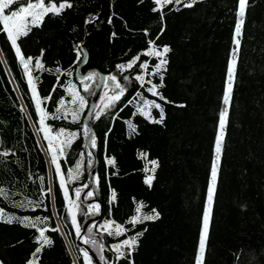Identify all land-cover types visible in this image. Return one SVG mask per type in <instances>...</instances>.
Listing matches in <instances>:
<instances>
[{"label": "trees", "instance_id": "obj_1", "mask_svg": "<svg viewBox=\"0 0 264 264\" xmlns=\"http://www.w3.org/2000/svg\"><path fill=\"white\" fill-rule=\"evenodd\" d=\"M71 2L73 7L58 15L46 13L38 26L17 41L25 60L32 57L27 68L51 131L59 133L63 128L66 133H76L57 159L66 186L61 187L49 148L47 158L41 129V136L36 131L35 126L41 128L40 118L26 69L0 32V153H12L0 155V190L6 193L0 195V216L17 218L12 223L0 220V264H28L29 260L35 264H87L84 251L88 250L82 244L97 255L101 264H195L219 117L225 107L227 71L236 47L237 0H197L193 7L163 3L156 12L152 11L158 7L154 0ZM44 3L48 5V0ZM12 8L16 10L17 6ZM99 13V19L86 27L85 21ZM238 39L240 48L235 57L202 264H264V0H248ZM77 45L88 56L80 72L95 73L87 87L80 84L77 74L81 63H74ZM164 45L170 51L164 57L167 70L160 73L164 79L158 91L168 102L148 92L149 84L141 87L134 79L142 74L140 62H149L148 71L158 62L142 53L150 48L161 50ZM138 54L136 67L123 72L117 69L118 64H128ZM37 59L42 67L37 66ZM101 73L115 75L126 92L113 107L103 110L113 95L112 90L103 91L87 118L90 132H85L86 113ZM125 75L128 81L122 79ZM147 79L160 84L159 76L145 74ZM49 93L51 98L45 99ZM73 95L84 97L83 109L78 100L72 102ZM130 99L132 103L128 104ZM145 101L161 104L162 122H154L159 120L160 110L145 107ZM73 112L77 113L75 122ZM97 112H101L99 119L95 118ZM129 121L135 125V132L128 127ZM92 132L95 148L89 146ZM141 154H147L146 158ZM109 158H114L113 165L107 163ZM95 160L97 168L90 190L94 195L87 198L93 202L87 204L82 194L88 187L83 186L88 185ZM153 160L157 165L151 164ZM70 171L78 178L70 179ZM147 176L152 177L151 184L145 182ZM49 187L51 194L47 192ZM77 188L82 189L75 201L81 233L94 216L91 213L95 210L89 205H101L103 214L100 221L87 227L81 242L68 203V197L69 201L76 198ZM153 209L159 212V218L131 223L133 217L155 215ZM24 217L49 219L33 228L20 223ZM106 221L122 226L125 233L108 235L116 229H101L100 224ZM55 227H59L58 232H45L53 243L33 257L39 246V230ZM132 236H137V243L131 256L123 247L126 258L117 260L112 246Z\"/></svg>", "mask_w": 264, "mask_h": 264}, {"label": "snow or ice", "instance_id": "obj_2", "mask_svg": "<svg viewBox=\"0 0 264 264\" xmlns=\"http://www.w3.org/2000/svg\"><path fill=\"white\" fill-rule=\"evenodd\" d=\"M197 2V0H191V3H185L184 0H164L165 4H183L184 7H193L194 4ZM161 3V0H154V4L159 6ZM58 4V6H57ZM16 5L17 9L13 10L12 6ZM248 5V0H237V10H236V16H237V24L234 29V44L236 47L232 50V55L234 59H232L229 63L228 71H227V79H226V90L224 93L223 97V103L225 105L224 109L220 112V117H219V123H218V128H219V134L217 135L216 142H215V154H216V160L213 162L210 170V183L207 191V207L204 210L203 217H202V231L200 235V240H199V245H198V251H199V256L195 261V264H202L203 262V257L207 245V239H208V231H209V225H210V220H211V212H212V204L214 200V194H215V184L217 180V174H218V161L220 160L221 154H222V142L224 139V129L227 123V116H228V107L230 106V101H231V91L233 87V81H234V75H235V64H236V59L235 57L238 56L239 53V48H240V40L237 39L236 37H239L242 34V28L244 25V17H245V11L246 7ZM73 7V3L71 0H48V6H45L44 0H40V2L35 3L33 0H0V23H2L3 27L0 28V32L4 33L6 36V39L10 41L11 46L15 49V53L17 57L20 60V63L24 65L25 69H27L28 64L32 61V57H28L27 60H25L22 52H21V47L17 43L18 39L23 36H27L28 33L31 31L32 27L38 26L39 23L43 21V17L46 13L53 12L55 14H60V12L66 8H71ZM7 10V12H6ZM160 10L159 7H154L152 11L156 12ZM96 19V17H93L92 19H87L85 23L91 24L93 21ZM161 20H163V14L161 15ZM108 23H112V17L110 16L108 18ZM163 28H161V33L163 32ZM147 34V33H146ZM116 33H112V36L114 37ZM150 44L154 43V41H149ZM77 51V60L74 63H86L87 61V53L83 52V49L80 45L76 46ZM170 51L169 47L167 45L162 46L161 50H153L149 49L144 51L142 54L146 55L148 57H153L157 58L158 62L152 66L151 71H148L149 69V62L148 61H143L138 64L139 69L141 70L142 74H137L135 75L134 79L138 82H140L141 87L144 86L145 83L149 84L150 87L147 88V91L150 92L153 96H156L159 98V100L168 102L166 98L158 91L160 87H163V79L164 77L160 75L162 71H166V65H167V60L164 58L166 54ZM140 57L139 54L132 60L130 61L126 66L124 64H118L116 67L119 69L121 72L126 71V70H131L134 67L137 66V62L139 61ZM36 64L38 67H42L40 64V60H36ZM59 71V69H58ZM145 74L149 77L152 76H159L160 79V84H154L152 83L151 79L145 80ZM95 75V73H87L83 77H81L82 80H89L92 79V77ZM104 79V86L109 87L112 89L113 95L109 97V103L104 105V109L106 110L110 107H113L117 102L121 100V98L124 96L126 92V88L117 80V77L115 75H108L103 78ZM124 81H128L130 78L129 76L125 75L122 77ZM114 85V87H113ZM33 92H35V88L33 87ZM53 92L56 91V86H53ZM139 95V93H138ZM51 98V93H49L48 97H45V99H50ZM135 99V97H133ZM79 101V108L83 109L86 106V102L84 101V97L79 96L77 97L76 95H73L72 102L75 103L76 101ZM128 104L132 103V100H128ZM145 107H154L156 109L160 110V118L159 120H156L154 122L160 123L164 119V111L163 108L161 107L160 103H157L156 101H145L144 102ZM183 106V105H181ZM102 110V111H103ZM57 112L60 111L59 108L56 109ZM139 111L148 116L150 115L149 112H144L143 109H139ZM101 116V112L95 113V118L99 119ZM58 118V117H56ZM66 118V117H65ZM116 117L114 116L113 119ZM77 120V113L73 112V121L75 122ZM40 123H43V120L41 119ZM128 127L135 132L136 128L135 125H133L130 121L128 122ZM85 132H90V129L88 128V125L86 124L84 126ZM109 132L111 129L108 130ZM64 134L67 136H75L76 133H66L65 129L61 128L59 130L58 135ZM107 136L108 132L105 133V143L107 142ZM47 139V137H45ZM89 142L90 146L92 148L96 147V137L94 133H91L89 136ZM65 144H68L70 146V141H64ZM10 151H4L0 153V155L3 156H9ZM89 157H91L92 153H88ZM147 154H141L142 158H146ZM52 163L56 166V171L57 174H60V165L57 162L56 155L53 154L52 156ZM107 163L109 165H113L115 163L114 158H109L107 159ZM152 165H157V161H151ZM79 168V165H77V169ZM147 170V169H146ZM155 169L153 168V171ZM69 178H78V175L76 177L73 176V173L70 171L69 172ZM98 177H96L97 183H98ZM41 180L43 178L41 177ZM152 177L147 176L145 182L148 184H151ZM64 186V181L61 179V187ZM83 187L87 188L88 185L85 184ZM43 191V190H42ZM82 189L77 188L75 190L77 198H79L80 193ZM47 192L51 194L52 189L49 187ZM0 195H6V193H3L2 190H0ZM65 197H67V191L65 190L64 192ZM93 192L88 191L86 193V198L93 197ZM113 199H115V193L113 192ZM95 211H93L91 214L95 215L99 213V204L95 205ZM89 208L92 209L93 206L89 205ZM3 210L0 209V212ZM70 214H72V224L75 226L76 234L77 236L80 235L81 232V226L77 224V220L75 217L74 213H71V209L69 210ZM140 209L137 208V212H139ZM153 212L155 215L152 216H144L142 219L139 217H133L131 223L134 225L135 223H140L143 222L144 220H154L159 218V212H157L155 209H153ZM14 219H17L15 217H2L0 216V220H3L5 223H12ZM49 219V217H44L41 219L40 217H36L35 220L30 219L29 217H24L22 220H20V223H22L25 227H33L35 228L37 224H43L46 223V221ZM113 221H106L104 225H101L102 228H105V230H108L111 228ZM91 229H89L90 231ZM46 231H51V232H58L59 227L55 228H43L39 230V236L36 237V241L39 244L38 247L35 248L34 252L32 253L33 257H36L37 254L41 253L42 249L47 246L51 245L53 241L49 239L46 235ZM125 229L122 228L120 225H116V230L113 233L112 231H108V235H116L120 236L125 233ZM142 234V233H141ZM138 234V235H141ZM85 243H88V241H85ZM137 243V236H132L128 239L123 240L121 243L113 245L112 247L114 250L117 252V260L126 258L125 253L121 251L123 247H127L129 249L128 252V257L131 256L132 250H134V247ZM84 256L88 257V252L84 251ZM103 259V257H100ZM28 264H35L33 260H29ZM129 264H132L131 261H129Z\"/></svg>", "mask_w": 264, "mask_h": 264}, {"label": "rangeland", "instance_id": "obj_3", "mask_svg": "<svg viewBox=\"0 0 264 264\" xmlns=\"http://www.w3.org/2000/svg\"><path fill=\"white\" fill-rule=\"evenodd\" d=\"M33 2L38 3V2H40V0L39 1H33ZM163 3H164V0H161V3H160V5L158 7H161V5ZM45 6H48V5H45ZM13 10H15V9H13ZM6 12H7V10H6ZM236 38L238 39V37H236ZM232 59H234L233 56H232L231 60ZM126 65L127 64H125V66ZM26 75H27V78H28V82H29V85H30V89H31V92H32V96H33L34 101H35V104H36V106L38 108V114H39V118H40L39 121H41V119L43 120V123L42 124L39 122L41 128H37L35 126L36 131H37L38 135L41 136L40 135V129H41L44 138L47 137V139L45 138V140L47 142V146L44 144L43 140H41L42 146H43V148H44V150L46 152L47 158H50V155L48 153V148H49V150L52 153V156H53V154H55L56 155V158L58 159V154L62 151L63 146L65 145L64 141H70L71 138H70V136H67V135H64V134L58 135V133H54L53 131H51L50 127L48 126V124L46 122V115H45L44 107H43L42 101L40 99L39 93L37 91L36 83H35V81L33 79L32 73H31V71H30L29 68L26 69ZM33 87L35 88V92H33V90H32ZM215 160H216V154H215L214 161ZM59 179H60V181H61V179H63V174L61 173V171H60V174H59ZM64 186H66L65 183H64ZM75 196H76V194H75ZM76 199H77V196L73 200L69 201V197H68L69 210L71 209V213H74L75 214V217H76V214H77L76 213V210H75V201H76ZM83 200L84 201H87L88 199L85 197ZM95 205L96 204H94V206ZM94 206H93V209L95 210V207ZM96 216H98V215L96 214V215L92 216L91 218H94ZM76 220H77V218H76ZM77 224H78V222H77ZM104 224H105V222L102 225H104ZM100 228L103 229V230H105V228H102L101 227V224H100ZM114 228L116 229V226H114L112 224V226H111L110 229H114ZM82 232H83V230H82ZM85 232H86V230H85ZM85 232H84V234H85ZM84 234H83V236H84ZM198 256H199V251H198ZM86 262H87V264H95L94 262H92V258L90 257V255H88V257L86 258Z\"/></svg>", "mask_w": 264, "mask_h": 264}, {"label": "water", "instance_id": "obj_4", "mask_svg": "<svg viewBox=\"0 0 264 264\" xmlns=\"http://www.w3.org/2000/svg\"><path fill=\"white\" fill-rule=\"evenodd\" d=\"M95 17H96V19L93 21V23L99 19V17H100V13H99L98 15H96ZM91 24H92V23H91ZM89 25H90V24H87V23H86V27H88ZM87 58H88V56H87ZM84 65H85V63H81V64L79 65V67H78V69H77V74H78V77H79V79H80V84H81L82 86H84V87H87L88 85L91 84L92 79H89V80H82V79H81V77H83L85 74H87V73L90 72V71H87V72H84V73H81V72H80V69H81ZM108 75H111V74H108ZM108 75H105V74H102V73L100 74V80H99V82H98V85H97V88H96V90H95L94 96H93V98H92V101H91L90 106H89V108H88V111H87V113H86L85 122H86L87 125H88L87 118H88L89 114L91 113V111L94 109V107H95V105H96V103H97V101H98V99H99L101 93H102L103 91H106V90H112L111 88H109V87H105V86H104V79H103V78L106 77V76H108ZM113 87H114V85H113ZM89 126H90V125H88V127H89ZM90 128H91V127H90ZM92 133H93V132H92ZM89 146H90V142H89ZM96 168H97V160H95V164H94L93 168L91 169V172H90V175H89L88 188H87V189L83 192V194H82V198H83V199L85 198L86 193H87L88 191H90L91 188H92L93 181H94L95 174H96ZM86 202H87V204H91L93 201L90 200V201H86ZM102 216H103V214H102V206L100 205V213H99V215L96 216V217H94V218L89 219V220L84 224V226H83V232H82V234H81V235L79 236V238H78V239H79V242H81V238H82V236H83L85 230L87 229V227H88L91 223H97L98 221H100V220L102 219ZM82 246L88 250V253L92 256V258L94 259V261H95L96 264H101L100 261H99V259H98V257H97V255H96V254H95V253H94V252H93L88 246H86L85 244H82Z\"/></svg>", "mask_w": 264, "mask_h": 264}]
</instances>
